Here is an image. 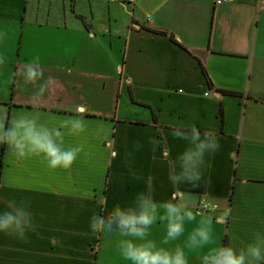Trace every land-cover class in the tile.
<instances>
[{
  "label": "crops",
  "instance_id": "crops-1",
  "mask_svg": "<svg viewBox=\"0 0 264 264\" xmlns=\"http://www.w3.org/2000/svg\"><path fill=\"white\" fill-rule=\"evenodd\" d=\"M0 32V122L39 113L58 126L77 112L87 122L65 139L85 146L69 169L18 160L0 144V211L8 199L30 200L35 225L28 242L0 233V264H132L119 251L126 238L93 231L90 220L148 187L158 205L197 214L166 245V221L149 229L158 246L182 247L188 264L264 232V0H0ZM36 56L43 80L53 79L41 97L16 75ZM174 126L212 131L220 145L201 180L179 188L169 162L187 142ZM202 197L216 207L199 211ZM209 218L213 242L187 247Z\"/></svg>",
  "mask_w": 264,
  "mask_h": 264
},
{
  "label": "clouds",
  "instance_id": "clouds-1",
  "mask_svg": "<svg viewBox=\"0 0 264 264\" xmlns=\"http://www.w3.org/2000/svg\"><path fill=\"white\" fill-rule=\"evenodd\" d=\"M5 38L6 33L0 32V41ZM6 63L7 58L0 55V66ZM16 75L23 78L25 85L37 88L34 93L36 97L43 96L53 84L51 77L43 80L39 56L34 57ZM86 129L87 122L79 112L63 120L58 126H49L42 122L39 113H18L8 122L7 127L4 122H0V144H6L18 160L39 157L51 170L69 169L84 152L85 146L66 144L65 139L79 136ZM171 135L174 139L186 141L187 146L169 162L170 183L176 188L184 183H198L202 170L206 167V154L215 153L220 148L217 136L212 131L201 134L195 126L190 129L174 126ZM149 143L155 150L159 141L150 138ZM30 207V200L5 201V210L0 211V233L28 242L27 232L35 231ZM229 213L230 210H227L225 215ZM196 215L182 203L166 201L158 205L151 187H148L146 191L135 195L130 206L115 205L107 217L93 213L90 226L93 231L110 233L117 230L125 237L126 239L119 241V251L121 256L132 264H188V257L182 247L168 249L158 246L154 240L148 239L149 229L158 220L166 221V235L161 241V244L166 245L182 236L185 221H194ZM212 242L213 229L209 218L202 220L188 235L186 246L200 249ZM200 259L202 264H264V232L257 231L251 242L240 249L231 246L210 248Z\"/></svg>",
  "mask_w": 264,
  "mask_h": 264
},
{
  "label": "built area",
  "instance_id": "built-area-1",
  "mask_svg": "<svg viewBox=\"0 0 264 264\" xmlns=\"http://www.w3.org/2000/svg\"><path fill=\"white\" fill-rule=\"evenodd\" d=\"M128 4H134L135 0H124ZM224 0H216L217 3H220ZM198 210L199 211H209L211 209H214L216 207V204H212L208 202L204 197H202L199 200V205H198Z\"/></svg>",
  "mask_w": 264,
  "mask_h": 264
},
{
  "label": "trees",
  "instance_id": "trees-1",
  "mask_svg": "<svg viewBox=\"0 0 264 264\" xmlns=\"http://www.w3.org/2000/svg\"><path fill=\"white\" fill-rule=\"evenodd\" d=\"M228 93H230V94H238L237 92H235V91H227Z\"/></svg>",
  "mask_w": 264,
  "mask_h": 264
}]
</instances>
